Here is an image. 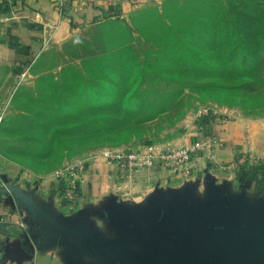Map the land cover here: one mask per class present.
Listing matches in <instances>:
<instances>
[{
  "label": "rangeland",
  "instance_id": "374dc122",
  "mask_svg": "<svg viewBox=\"0 0 264 264\" xmlns=\"http://www.w3.org/2000/svg\"><path fill=\"white\" fill-rule=\"evenodd\" d=\"M69 2L86 44L0 74V159L46 177L106 149L187 144L207 111L264 122V0ZM242 164L264 159L211 170Z\"/></svg>",
  "mask_w": 264,
  "mask_h": 264
},
{
  "label": "crops",
  "instance_id": "0c3cea01",
  "mask_svg": "<svg viewBox=\"0 0 264 264\" xmlns=\"http://www.w3.org/2000/svg\"><path fill=\"white\" fill-rule=\"evenodd\" d=\"M69 1L15 0L10 5L0 0L2 76L14 78L48 49L86 44L81 11L75 13ZM76 7L81 9L80 4ZM8 87L9 83L3 92ZM228 119L208 124L197 118L189 143L166 145H189L210 132L225 144L211 157L198 158L190 177L148 170L119 183L114 167L103 160H89V169L79 182L84 200L73 212L62 199L55 174L40 177L0 159V184L5 179L23 193L16 203L0 193V264H122L119 249L113 248L122 241L127 242L126 251L135 263H147L156 256L149 240L156 238L152 230L166 208L184 203L190 208L212 206L219 191L226 193L229 202L242 203L251 223L260 224L264 220V164H242L230 173L214 170H218L217 163L229 165L248 156L264 159V122Z\"/></svg>",
  "mask_w": 264,
  "mask_h": 264
},
{
  "label": "water",
  "instance_id": "95a60500",
  "mask_svg": "<svg viewBox=\"0 0 264 264\" xmlns=\"http://www.w3.org/2000/svg\"><path fill=\"white\" fill-rule=\"evenodd\" d=\"M0 193L15 203L23 198L6 180L0 184ZM215 197L214 205L205 208H190L188 203L167 207L162 221L153 227L156 238L149 240L156 256L147 263H135L126 251L127 242L122 241L113 247L119 249L122 264H158L165 259L169 264H264V220L251 223L242 203L229 202L224 191Z\"/></svg>",
  "mask_w": 264,
  "mask_h": 264
},
{
  "label": "built area",
  "instance_id": "2783aa9c",
  "mask_svg": "<svg viewBox=\"0 0 264 264\" xmlns=\"http://www.w3.org/2000/svg\"><path fill=\"white\" fill-rule=\"evenodd\" d=\"M14 1L8 0V3L12 5ZM26 70L18 73V76H23ZM199 118H204L208 124L215 119L222 123L229 120L228 117L214 111L204 112ZM224 148L225 144L217 135L210 132L205 137H198L185 146L149 145L137 149H106L96 158L114 167L117 180L119 183H124L136 174L148 170L166 172L178 178L190 177L194 173L198 158L204 155L211 157L214 152ZM89 164L88 159H79L67 164L55 174L61 182L62 199L67 202L72 212L80 207L84 200L79 182L87 173Z\"/></svg>",
  "mask_w": 264,
  "mask_h": 264
},
{
  "label": "trees",
  "instance_id": "16d2710c",
  "mask_svg": "<svg viewBox=\"0 0 264 264\" xmlns=\"http://www.w3.org/2000/svg\"><path fill=\"white\" fill-rule=\"evenodd\" d=\"M0 8H1V6H0Z\"/></svg>",
  "mask_w": 264,
  "mask_h": 264
}]
</instances>
